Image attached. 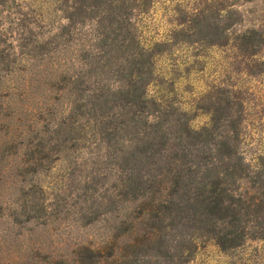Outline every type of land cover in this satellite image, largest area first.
Masks as SVG:
<instances>
[{
	"label": "rangeland",
	"instance_id": "rangeland-1",
	"mask_svg": "<svg viewBox=\"0 0 264 264\" xmlns=\"http://www.w3.org/2000/svg\"><path fill=\"white\" fill-rule=\"evenodd\" d=\"M113 1L0 0V264H264V0ZM126 37L148 100L128 138L121 110L72 104L126 87ZM154 133L192 181L239 174L227 186L256 209L235 246L194 224L183 188L150 201L146 172L115 166Z\"/></svg>",
	"mask_w": 264,
	"mask_h": 264
},
{
	"label": "trees",
	"instance_id": "trees-1",
	"mask_svg": "<svg viewBox=\"0 0 264 264\" xmlns=\"http://www.w3.org/2000/svg\"><path fill=\"white\" fill-rule=\"evenodd\" d=\"M85 1L87 0H81V2L79 0V5L77 2V5L72 7L76 10L75 15L78 13L85 14L84 9H99L103 2H108L109 0H88L89 3H84ZM113 2L108 6V9L111 7V12L116 7L120 9L121 6H125L123 0H114ZM129 7L131 8V5L126 6V8ZM106 13L108 12L103 11V14ZM113 14L121 17L123 13L113 12L108 14L109 17L107 16V19L113 18ZM77 20L79 21L80 19ZM121 26L122 24L117 22V31ZM128 37L124 40L125 42L127 41L126 45L120 47L125 50L127 57L129 56L127 73L130 79L126 87L113 93L105 94L100 92L99 94H93L89 101L85 100L82 103H79L82 97L77 93L78 98L72 101L75 109L79 112L81 110L79 108L89 106L91 112L87 110L79 113V116L84 117L86 115L89 120L96 121L97 115L110 120L109 112L113 108L121 110L117 117L121 116L122 130L127 133L125 138H128L127 135L130 134L131 130L135 132L137 129L139 124L135 112L145 109L144 106L148 101L146 98L147 80H145V73L138 67L141 56L138 53L134 55L128 53L127 43L131 42ZM67 89H69L70 94L74 90L68 85ZM126 140L128 141V139ZM166 144L167 139L163 135L158 133L145 135L137 140L133 151L116 158V161L119 162L115 163V166L122 170L126 160L129 163L127 167L132 166L130 168L131 172L133 171L132 169L136 168L139 171H145L149 178L145 181L142 176L140 183L148 191L147 194H150L147 195L150 201L155 200L157 193L162 194L183 188L184 193L188 195L187 199L189 202L187 203L191 206V219L194 224L198 225L201 230L211 233L217 246L221 249L235 246L238 238L235 235L237 223H239L240 218L252 212L254 208L256 209L255 202L247 205V203H244L242 195L227 186L226 180L228 176L234 175V177H237L239 174L233 171L231 173L225 172L208 179L205 177L199 182L197 180L192 181L189 173H192L191 170L194 165L188 160L186 149L180 148L178 141L175 140L172 145V152L161 155L163 150L166 151ZM137 185L139 183L137 184L134 179H131L129 183H126L125 189L134 191ZM153 187L155 190H153ZM168 216L170 217L171 215Z\"/></svg>",
	"mask_w": 264,
	"mask_h": 264
}]
</instances>
